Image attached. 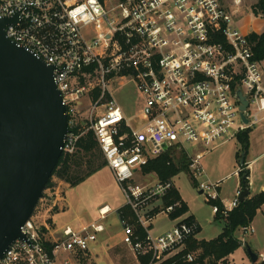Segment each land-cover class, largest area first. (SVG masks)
Wrapping results in <instances>:
<instances>
[{
  "label": "built area",
  "instance_id": "1",
  "mask_svg": "<svg viewBox=\"0 0 264 264\" xmlns=\"http://www.w3.org/2000/svg\"><path fill=\"white\" fill-rule=\"evenodd\" d=\"M235 14L223 0H0V20L16 19L5 29L7 38L54 67L68 118L63 154L74 155L80 138L93 132L136 218L131 223L120 213L123 243L136 258L149 259L147 264L179 255L199 225L181 220L163 234L152 233L151 208L158 205V215L171 217L181 203L163 206L175 184H145L144 168L169 150L185 152L198 189L219 200L220 184L198 181L205 177L203 157L219 141L237 139L264 120V71ZM129 82L138 98L123 106L113 90ZM239 91L249 104L245 111ZM69 188L52 178L22 228L25 238L7 249L0 264H55L62 254L89 251L111 211L102 209L99 222L80 230L66 227L51 238L55 215L68 207ZM241 192L229 204L221 201L224 217L239 205ZM241 231L255 232L252 226ZM198 254L183 259L194 263Z\"/></svg>",
  "mask_w": 264,
  "mask_h": 264
},
{
  "label": "water",
  "instance_id": "2",
  "mask_svg": "<svg viewBox=\"0 0 264 264\" xmlns=\"http://www.w3.org/2000/svg\"><path fill=\"white\" fill-rule=\"evenodd\" d=\"M12 23L16 19L0 20V259L25 238L22 228L43 197L69 130L54 67L7 38ZM237 95L245 111L248 101L241 91ZM242 119L248 123L245 115ZM249 195L244 187L239 201ZM246 249L256 264L259 256Z\"/></svg>",
  "mask_w": 264,
  "mask_h": 264
},
{
  "label": "rangeland",
  "instance_id": "3",
  "mask_svg": "<svg viewBox=\"0 0 264 264\" xmlns=\"http://www.w3.org/2000/svg\"><path fill=\"white\" fill-rule=\"evenodd\" d=\"M223 1L231 10L235 11L236 27L242 35L248 36L251 33L261 35L264 33V18L261 15H255L252 10L259 0ZM89 33L94 34V30L90 29ZM261 65L264 71V63L262 62ZM113 93L123 106L131 105L138 98L133 82L116 86ZM87 102L88 100L84 99L80 104L85 105ZM249 140L250 147L247 154L242 150L238 139L234 138L228 142H225V140L219 141V146L217 145L218 147L213 151L206 153L202 159L206 177L200 178L198 181L199 183L208 181L212 184H220L218 191L220 200L224 204H229L235 199L237 187L240 186L241 182L239 172L242 170L240 163L243 160L242 158H245L247 164L250 165L248 168L250 169L252 192L257 194L264 186V120L255 128H252ZM186 156L190 161L188 154ZM181 158V151L172 152V159L175 164ZM190 171L189 167V173L182 172L172 180L181 194V199L188 204L190 214L196 218L200 225L199 238L209 240L220 234L223 223L217 220V215L213 212V206L210 204L207 195L205 193L200 194ZM140 178L145 184H154L158 181L164 182L158 178L155 172H146L145 170ZM67 201L68 208L66 211L58 213L55 217V221L59 226L70 225L73 229H78L83 224L90 225V223L99 222L100 208L108 205L112 212L104 221L100 222L106 227V232L98 234L97 239H118L121 236L123 228L118 211L125 207L127 202L108 166L101 168L81 184L70 187L67 190ZM183 202L179 203L183 205ZM165 217L163 214L158 215L154 221L155 227L169 224L170 221ZM252 226L256 230L253 235L244 236L241 230H237L235 236L244 245L248 244L256 253H264V214L262 212H257ZM187 248L188 246L181 253L185 254ZM200 254H198L197 260ZM238 256H242V259L240 262L234 260L235 264H252L250 256L244 249L239 250ZM261 258L257 264H264V262L261 263ZM207 261L205 260V262ZM227 261H231V259L222 258L218 261V264Z\"/></svg>",
  "mask_w": 264,
  "mask_h": 264
},
{
  "label": "trees",
  "instance_id": "4",
  "mask_svg": "<svg viewBox=\"0 0 264 264\" xmlns=\"http://www.w3.org/2000/svg\"><path fill=\"white\" fill-rule=\"evenodd\" d=\"M252 10L255 15H261L264 18V0H259L258 3L253 6ZM248 40L252 44L255 59L260 62L264 61V33L261 35L251 33L248 35ZM251 131L252 129L242 132L237 138L245 154H247L250 147L249 139ZM172 152L174 151L169 150L165 152L161 157L150 162L144 170L146 172H155L158 178L162 181L172 180V178L182 172L189 173L190 161L185 152H182V158L178 160L177 164H175L172 159ZM242 159L244 162L241 164L242 170L239 172L241 178L240 186L241 189L244 187L249 189V164H247L245 158ZM105 166H107V163L98 147L94 134L93 132H88L80 138L78 150L74 155L67 156L63 154L61 156L47 187L50 185L54 176L63 179L70 185V187L77 186ZM194 182L198 188L197 182ZM177 202H182L177 190H174L170 196L164 200L165 207L171 206ZM210 204L212 206H218L220 209V212L216 213V217L217 220L221 221L225 226L223 234L218 239L211 242H199L194 238L188 242V248L185 251V254L197 250H201L202 252L196 262H185L183 259L185 254L180 253L173 259L166 261L164 264H218L220 259L226 258L236 252V250L242 246L243 242L236 238L235 233L237 230H242L243 227L251 225L258 210L264 206V192L252 198H249L248 196L244 202H240L239 205L225 217L222 215L223 204L220 199L216 201L210 200ZM187 211L188 207L183 202L182 209L176 214V216H180ZM121 212L126 218L130 219L131 223L135 222L136 218L127 206L123 207ZM137 231L140 235L144 236V230L141 227L137 226ZM143 260L144 264L149 262V259ZM205 260L208 261L205 262Z\"/></svg>",
  "mask_w": 264,
  "mask_h": 264
},
{
  "label": "crops",
  "instance_id": "5",
  "mask_svg": "<svg viewBox=\"0 0 264 264\" xmlns=\"http://www.w3.org/2000/svg\"><path fill=\"white\" fill-rule=\"evenodd\" d=\"M262 62L264 63V61H262ZM236 175H237V173H236ZM205 177H206V173H205ZM249 181H250V184H249L250 185V187H249V191H250L249 198H252V197L264 192V186H262L259 193H257V194L253 193L252 190H251V179H250V177H249ZM240 189H241V186H238L237 187V191L240 190ZM176 190L178 191L177 188H176ZM237 191H236V193H237ZM179 194H180V192H179ZM180 196H181V194H180ZM185 204L188 207V212L183 213L180 216H176V214L182 209V205H181V208L178 209V211L176 213H174V215H172L171 217H167V216L165 217L166 219H168V221H170V223L166 224V225H164L162 227H155L154 221H155L156 217L158 216L157 212L160 211V208H157L158 205L153 206L151 208V210L154 209L153 214H155V218L150 223V230L152 231V233L155 234V235L163 234V233L171 230L181 220H190V221L197 222L196 218L193 215L190 214V209H189L188 204L186 202H185ZM163 206H165L164 202H163ZM102 209H108V211L112 212L111 208L108 205H105V206L101 207L99 211H101ZM258 211L262 212V214H264V206H262L261 209H259ZM213 212L215 213L214 209H213ZM120 213H121V209L118 211L119 219H120ZM56 216H57V214L55 215V217ZM55 217H54V221H53V224L55 226V233L51 235V238H53V239H57L60 236V233L64 230V228H66V227L72 228L70 225L59 226L57 224V222L55 221ZM253 222H254V220H253ZM93 223H95V222H93ZM252 223H251L250 226H252ZM90 224H92V223H90ZM88 225L89 224H87V225L83 224L78 229L80 230V229H82V228H84V227H86ZM198 225H199V223H198ZM224 228H225V226L223 224L222 231L220 232V234H218V236H216L214 238H211L209 240H203V239L199 238V234H200V231H201V228H200V225H199V232L197 233V235H196V237L194 239L196 241H199V242H201V241L211 242L213 240L218 239L223 234ZM78 229H73V230H78ZM254 230H255V228H254ZM105 232H106V227H104V232L103 233H105ZM255 232H256V230H255ZM123 233L124 232H123V229H122V233H121L122 238L120 236L118 239H116V238L115 239H97L96 242L91 244L89 251H87L85 253L62 254V255L57 257L55 264H144V260L136 258L135 255L132 253V251L123 243V236H124ZM254 233H251L249 235H253ZM236 238L238 239V237H236ZM246 246H249V245L248 244L244 245V243H243L242 246L238 250H236V252H234L233 254L227 256V258L231 259L232 262H234V260L236 262L237 261L240 262V260L242 259V256H238V252H239V250L244 249L248 253V251L246 249ZM197 251H199V253H202L201 250H197ZM252 251L255 252L253 249H252ZM256 254L259 256V261H260V257L264 256L263 252H261L259 254L256 253Z\"/></svg>",
  "mask_w": 264,
  "mask_h": 264
},
{
  "label": "bare ground",
  "instance_id": "6",
  "mask_svg": "<svg viewBox=\"0 0 264 264\" xmlns=\"http://www.w3.org/2000/svg\"><path fill=\"white\" fill-rule=\"evenodd\" d=\"M104 211H105V212H107V211H108V209H105Z\"/></svg>",
  "mask_w": 264,
  "mask_h": 264
}]
</instances>
